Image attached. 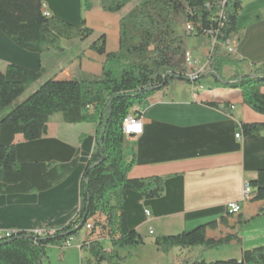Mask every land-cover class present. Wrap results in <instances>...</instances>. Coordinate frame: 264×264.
<instances>
[{
	"label": "trees",
	"instance_id": "1",
	"mask_svg": "<svg viewBox=\"0 0 264 264\" xmlns=\"http://www.w3.org/2000/svg\"><path fill=\"white\" fill-rule=\"evenodd\" d=\"M105 11L120 13L133 0H100ZM43 0H0V32L19 48L42 54L57 51L61 41L79 38L84 41L94 34L82 20L81 27L43 15ZM210 3L209 8L207 4ZM243 0H228L224 19H215L217 0H142L120 22V49L109 52L106 36L99 35L90 48L105 56L101 76L82 73L73 78H50L42 82L26 99L20 98L39 83L45 68L30 69L10 63L0 68V194H26L49 190L71 175L79 162L75 157L59 165L45 162H21L17 157L15 137L27 141L43 138L48 133L50 118L61 113L69 124L94 123L95 148L80 182V207L68 224L47 229L43 235L17 230L0 240V264H43L49 246L64 247L73 239L82 240L88 253L86 264H122L129 256L120 249L138 247L145 240L128 224L124 210V193L138 192L145 199H155L165 191L161 176L134 178L130 175L134 158L125 157L127 136L123 132L125 117L157 92L179 82L200 83L213 79V87L240 90L244 103L264 115V63L251 71L241 69L245 61L226 51L224 44L238 32ZM193 24L196 35L217 33V42L209 57V71L196 80L188 76L185 63L186 36L180 33L182 22ZM240 39V37H239ZM234 75L226 78L225 67ZM248 75V76H247ZM205 88V87H204ZM204 104L228 112V103L205 101ZM138 112H140L138 110ZM245 135L264 130V122H243ZM103 141L101 142V138ZM255 188L250 202L264 201V186ZM236 227L246 223L242 211L201 224L190 231L160 235L154 240L163 253L175 248L203 251L221 246L242 244L237 233L209 236L222 226ZM90 225V228L87 226ZM54 230V233H49ZM106 242L111 249L107 250ZM183 264H264V245L244 249L240 258L206 261L201 257L185 259Z\"/></svg>",
	"mask_w": 264,
	"mask_h": 264
},
{
	"label": "crops",
	"instance_id": "2",
	"mask_svg": "<svg viewBox=\"0 0 264 264\" xmlns=\"http://www.w3.org/2000/svg\"><path fill=\"white\" fill-rule=\"evenodd\" d=\"M43 2L51 16L77 28L85 20L94 34L84 41L63 39L57 51L33 53L43 58L39 67L22 66L34 70L45 68L46 74L41 81L79 77L82 73L101 76L106 58L92 50L90 45L104 34L107 50L119 51L120 22L128 12L124 13V9L120 13L107 12L100 0ZM246 12L254 15L242 25L238 21V32L234 37L240 39L234 56L245 61L240 65L241 69L249 72L253 65L264 63V0H255ZM18 49L21 48L0 32L2 70L10 63L18 64L2 61L17 53ZM208 64L209 59L200 66L207 68ZM226 69L231 68L225 67L224 72ZM208 71L209 68L204 75ZM195 85L190 84L187 89L173 84L145 100L138 106L143 122L142 133L127 138L132 146L125 149V157L128 161L135 160L130 175L165 179V191L159 198L145 199L132 190L124 193L129 227L142 235L145 244L123 248L119 252L122 256H129L130 261L136 259L137 264H183L185 259L201 256L208 262L240 258L244 249L264 245V201L250 200L242 203L246 218L243 226L233 228L235 223L231 221L230 227L222 226L208 233L215 237L238 232L242 244L224 245L209 253L203 252L202 247L175 248L171 253L189 250L190 254L183 258L173 254L172 259H168L169 253H163L154 243L157 236L190 231L225 216L227 204L241 199L245 181L264 186V130L252 135H245L242 130L243 122L263 123L264 115L246 105L238 89L211 87L197 92ZM205 101L228 103L234 108L224 112L204 104ZM61 122L86 126L87 130L78 139L71 140L69 129ZM95 129L94 123L69 124L61 114L55 126L48 124V133L39 140L27 141L22 134L16 135L17 157L21 162L59 165L70 162L80 149L79 162L71 175L49 190L0 194V231L36 232L57 229L69 223L80 207V182L95 148ZM239 133L241 137L237 138ZM146 211L150 212L149 216ZM106 245L110 250V243L106 242ZM81 246L82 240H78L75 247L83 256L86 251ZM73 247L74 244L63 249Z\"/></svg>",
	"mask_w": 264,
	"mask_h": 264
},
{
	"label": "rangeland",
	"instance_id": "3",
	"mask_svg": "<svg viewBox=\"0 0 264 264\" xmlns=\"http://www.w3.org/2000/svg\"><path fill=\"white\" fill-rule=\"evenodd\" d=\"M142 0H133L130 4H128L125 9H124V13L129 12L136 4L140 3ZM253 3H255V0H252L251 2H247V1H243V9L240 12L239 15V23L240 25H242L244 23V21H246L249 18H252L254 14L251 13H247L246 10L250 7V5H252ZM187 22H182L181 26H180V33H183L187 38L186 40V49L191 51L192 54H194L195 56H197L200 60V65L205 64L206 60L209 59L211 52H212V48H213V41L210 37L206 36V35H196L195 31H188L187 30ZM40 57V58H39ZM41 59L43 60V58L41 56H34L33 53L27 52L25 50L22 49H18L17 53H12L11 55H8L6 58H3V62H11L14 61L18 64L21 65H25L28 66L30 68H36L39 67V64L41 62ZM210 64H208L207 69L209 68ZM231 69H226V71L224 72V75L226 78H230L234 75V70L233 67H230ZM43 81L33 85V87L31 89H29L21 98V100L26 99L36 88H38ZM179 84V86H182L184 88L189 89L190 88V84L187 82H179L177 83ZM202 84L204 85L205 89L208 90L209 88L213 87L214 81L213 79L209 78V79H204L202 81ZM196 89L195 91L199 92L202 89H199V86H202L200 83H196ZM204 90V89H203ZM142 103L139 104L142 105ZM59 115H61L60 113H56L55 115H53L50 118V125L53 127L57 124L58 122V117ZM61 124H63L65 127H67V129H69V135H70V139L71 140H75L78 139L79 136L86 132L87 127L86 126H79V125H68L64 122H61ZM129 146H132V143L129 142L128 140L125 143V149L127 150V147L129 149ZM124 149V150H125ZM156 238V237H155ZM78 242V239H73L72 240V244H74L73 248H60L58 247H53V246H49L47 248V254L46 256L43 258V264H86L87 263V257L88 254L86 252L83 253V256H80V252L79 249L76 248V244ZM131 248V247H129ZM218 249V248H217ZM195 252L197 250H194ZM209 251H216V249L214 250H209ZM209 251H203V252H208ZM212 253V252H210ZM176 254V256L179 257H185L188 256L190 254L189 250H184L183 252H179L174 251V252H170L168 255V259H172V255ZM208 256H210V254H208ZM130 258V257H129ZM129 258L127 260H125V262H123L122 264H137V260H129ZM131 259V258H130ZM81 260L83 261L81 263ZM105 264H110L108 262H105Z\"/></svg>",
	"mask_w": 264,
	"mask_h": 264
},
{
	"label": "built area",
	"instance_id": "4",
	"mask_svg": "<svg viewBox=\"0 0 264 264\" xmlns=\"http://www.w3.org/2000/svg\"><path fill=\"white\" fill-rule=\"evenodd\" d=\"M245 1L250 2L252 0H245ZM227 2H228V0H217L218 11L214 17L215 19H221V20L224 19V15H225L224 14V8H225V5ZM207 6L210 8L211 4L208 3ZM43 15L46 18L51 17V14L48 11L45 3H43ZM187 30L188 31H195L196 28L193 24H188ZM219 31L220 30H218L215 33L211 32L210 34H208V37H210L213 41V46L217 42V37H218L217 33ZM238 42H239V39L235 38L234 36L231 37L230 39H228L226 41V43L224 44L226 51L229 53H234ZM185 63L187 65V67H189V69H190V71L188 72V76L190 77L191 80L198 79L201 75H203L205 73V71H207L206 67L200 66V61L198 59H196L194 57V55L192 54V52L189 50H187L186 54H185ZM198 88L202 89L204 87L199 86ZM195 89H196V86H195ZM231 108L233 109L234 106H232ZM138 110H139L138 107H134L130 111V113L125 117V122L123 124V132H124V135L127 137L135 136V135L142 133V130H143L142 116L138 112ZM236 136H237V138H240L241 134L239 133ZM253 191L254 190H253V186L251 185V183L249 181H245L243 183L241 199L239 201L229 202L227 204V209L231 213H239V211H242V203L248 201L252 197ZM146 214L149 216L150 212L146 211ZM87 228H90V225H88ZM13 232H15V231H0V240H2L4 238L11 237ZM45 232H46V230L36 231L34 233L36 235H43ZM49 233H51V234L54 233V230H51ZM151 233H152V231H151ZM71 245H72V242L69 241L65 244L64 247H70Z\"/></svg>",
	"mask_w": 264,
	"mask_h": 264
},
{
	"label": "water",
	"instance_id": "5",
	"mask_svg": "<svg viewBox=\"0 0 264 264\" xmlns=\"http://www.w3.org/2000/svg\"><path fill=\"white\" fill-rule=\"evenodd\" d=\"M248 76V75H247ZM103 141V137L101 138V142Z\"/></svg>",
	"mask_w": 264,
	"mask_h": 264
},
{
	"label": "bare ground",
	"instance_id": "6",
	"mask_svg": "<svg viewBox=\"0 0 264 264\" xmlns=\"http://www.w3.org/2000/svg\"><path fill=\"white\" fill-rule=\"evenodd\" d=\"M124 122H125V120H124ZM124 124V123H123Z\"/></svg>",
	"mask_w": 264,
	"mask_h": 264
}]
</instances>
